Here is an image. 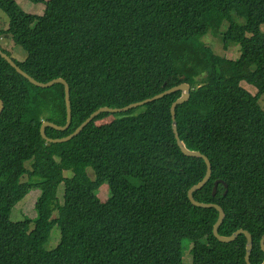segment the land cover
<instances>
[{"label":"trees","instance_id":"16d2710c","mask_svg":"<svg viewBox=\"0 0 264 264\" xmlns=\"http://www.w3.org/2000/svg\"><path fill=\"white\" fill-rule=\"evenodd\" d=\"M32 1L45 6L42 15L0 0L9 19L0 38L10 37L27 58L0 51L38 83L69 85L70 127L47 128V137H69L99 109H123L188 85V102L175 109L178 137L212 165L210 181L193 198L221 206L220 236L248 232L250 262L263 264L264 0ZM208 35L225 51L239 47L240 58L215 54L204 43ZM179 98L97 116L69 143L48 144L42 124L67 123L64 87H33L0 58V264H184L183 240L191 243L192 264H246L245 236L221 244L213 235L219 212L187 198L207 166L177 148L170 107ZM31 190L40 191L35 216L11 222ZM55 227L60 242L47 251Z\"/></svg>","mask_w":264,"mask_h":264},{"label":"water","instance_id":"95a60500","mask_svg":"<svg viewBox=\"0 0 264 264\" xmlns=\"http://www.w3.org/2000/svg\"><path fill=\"white\" fill-rule=\"evenodd\" d=\"M0 58L2 60H4L6 63H8L20 76H22L23 78H25L27 81L30 82V84L33 87L39 88V89H43V90H47V89H51L57 85H62L65 89V102H66V109H67V123L65 126H58L52 122H44L41 126L40 132H41V137L44 141H46L48 144H65V143H69L70 141H72L73 139L77 138L80 133L93 121L95 120V118L97 116H101L104 114H108V115H122V114H127L133 110H136L138 108H142L146 105L152 104L154 102L159 101L160 99H162L165 96H169L172 94H176V93H180V98L177 99L170 107V116H171V128H172V132L174 135V139L177 145V148H179V150L181 151V153L187 157H191V158H200L203 159L206 163L207 166V172L205 177L203 178V180L201 182H199L196 185H193L187 192V198L189 200V202L196 207H200V208H215L218 212H219V217L217 222L214 225V229H213V235L214 237L221 243V244H231L233 242H235V240L239 237V236H245V238L247 239V245H246V257H245V261L246 264H251V255H252V251H253V238L252 236L243 230H239L237 232H235L234 234H232L230 237H222L219 234V230L221 225L224 222V209L217 205V204H206V203H201L197 200H195V198H193V194H195L196 192H198L199 190H201L211 179L212 176V165L211 162L209 160V158L207 156H205L204 154H202L199 151H192L189 150L187 148H185L184 144L179 140L178 137V133H177V125H176V120H175V109L183 104H185L186 102H188L189 98H190V87L186 84H182L179 85L177 87H174L158 96H155L152 99L146 100L144 102H140L137 104H132L126 108L123 109H110V108H102L97 110L96 112H94L93 115H91L86 121H84L73 133L72 135H70L67 138L64 139H58V140H53V139H49L46 135V129L47 128H52L55 129L57 131H66L69 127H70V123H71V119H72V106H71V95H70V87L67 84L66 81L62 80V79H58V80H54L48 84H41L38 83L37 81H34L32 78H30L29 75H27L26 73H24L16 64L15 62L12 60V58L6 56L5 54H3L0 51ZM3 103L0 101V115L3 111ZM218 182H216V187H217ZM216 187L214 188V194L216 193ZM226 187V186H225ZM261 249L264 252V236L261 240L260 243ZM264 264V263H263Z\"/></svg>","mask_w":264,"mask_h":264},{"label":"rangeland","instance_id":"374dc122","mask_svg":"<svg viewBox=\"0 0 264 264\" xmlns=\"http://www.w3.org/2000/svg\"><path fill=\"white\" fill-rule=\"evenodd\" d=\"M17 3L21 6V8L26 13H29V14L42 15L45 10V6L43 4H37L36 2L32 0H17ZM8 25H9L8 17H6V15L2 11H0V29L5 30L6 28H8ZM263 30H264V27H263ZM204 43L207 46H209L215 52V54L225 59L234 61L240 58V48L231 46V47H228L225 51L219 37L208 35L204 38ZM0 47L6 52H9L12 58L18 62H24L27 58L26 53L21 48L14 46L10 37L2 36L0 38ZM241 86L245 90H247L249 93H251L253 96L257 94V90L254 87L246 83H242ZM260 105L264 111V96L260 100ZM112 120H113V116H110L104 121H101L98 123L99 124L108 123ZM26 167L30 168V164H27ZM88 173L91 178H94L93 171L91 169L89 170ZM64 174L66 177L72 176L71 171H65ZM24 180H26V177L24 178ZM106 189H108V186L104 185L102 189L99 190V193L103 195ZM63 194H64V185H61L59 187V192H58V197L61 200L63 198ZM38 196H40L39 190H31V192L13 208L11 216H10L11 222H19L25 219H32L35 216L34 204ZM59 242H60V232L57 229V227H55V229H53L52 234H51V241L46 246V250L53 251L54 249H56ZM181 248H182L183 263L192 264V258L190 255L191 243L187 240H183L181 242Z\"/></svg>","mask_w":264,"mask_h":264}]
</instances>
